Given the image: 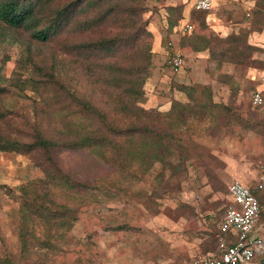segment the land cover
<instances>
[{
    "label": "rangeland",
    "instance_id": "obj_1",
    "mask_svg": "<svg viewBox=\"0 0 264 264\" xmlns=\"http://www.w3.org/2000/svg\"><path fill=\"white\" fill-rule=\"evenodd\" d=\"M173 1L177 3V0H145L144 19L152 36L151 17L159 14L164 4H174ZM182 1L192 4L194 0ZM215 4L221 3L216 0ZM226 4H241V0H226ZM254 4L248 17L243 13L238 30L228 35L246 36L249 29L255 31L247 37L253 51L246 63L217 61L210 58L207 51L195 52L207 53L206 64L211 68L222 63L227 64L231 72L212 70L208 72L206 84L194 82L187 86H208L212 102L226 109L213 110L212 119H207L203 108L196 109V120L188 123L182 147L171 153L164 165L155 163L145 172L127 166L128 172L119 173L83 151L57 153L64 172L88 186L84 194L56 191L53 197L57 204L76 213L77 219L69 231L46 240L44 229L32 225L39 242L29 238L26 247L21 245L19 187L42 178V173L30 156L0 149V264H195L214 250L218 225L229 205L228 184L231 180L249 178L252 181L264 163V106H251L250 93L254 86L247 79L251 69H264V62L254 57L253 45V37L264 30V0H254ZM169 11L170 22L175 26L171 28L170 23L167 24V35L182 19L178 12ZM219 11L221 8L216 12ZM214 12L212 10L211 15H215ZM221 14L224 16L225 12ZM192 16L199 30L204 32L208 28L204 21L206 14L192 11ZM226 19L228 21L229 17ZM176 35L177 39L168 38L163 45L171 40L182 53L183 49L193 53L190 47L180 48L183 36ZM210 35L225 38L217 33L191 34L194 38ZM9 36L0 39V85L9 89L3 97V105L9 111L6 123L2 124V132L6 135L13 134V126L25 127L29 120L32 121L36 115L32 102L44 116L40 109L49 104L47 98L52 96V92L43 88L40 94L30 90L14 91L13 84L30 76L31 68L25 60L28 51L34 60L48 58L50 52L49 46L40 49L32 44L28 48L29 39L25 34L17 37L10 33ZM11 37L14 42L10 41ZM71 46L52 44L58 53ZM153 47L154 36L149 79L156 68L165 70L164 65L168 67L166 59L165 62L156 59ZM182 74L189 78L191 69L187 68ZM179 80L177 75L164 73L158 89L152 90L168 99L170 107L174 100L187 103L189 98L181 90L186 85H181ZM195 98L198 102L206 100L199 94ZM146 99L145 109L167 112L145 107ZM52 116H56V112ZM52 122L59 127L58 117ZM261 222L264 223V218ZM262 258H254L248 264H260Z\"/></svg>",
    "mask_w": 264,
    "mask_h": 264
},
{
    "label": "trees",
    "instance_id": "obj_2",
    "mask_svg": "<svg viewBox=\"0 0 264 264\" xmlns=\"http://www.w3.org/2000/svg\"><path fill=\"white\" fill-rule=\"evenodd\" d=\"M170 10L181 19L182 7ZM146 12L145 0H0V39L10 33L25 34L28 48L49 46L50 52L48 58L36 60L29 51L25 55L30 76L13 84L14 91L40 94L43 88L52 96L40 109L44 116L32 102L36 115L25 127L13 126L12 135L2 132L9 115L3 97L9 89L0 85V149L30 156L42 173V178L19 187L23 247L29 238L40 240L32 225L44 229L46 240L73 227L76 213L54 201L56 191L87 193V185L60 167L59 151L86 152L119 173L128 172L127 166L145 172L155 163L164 165L182 147V136L188 123L196 120V109L203 108L207 119L213 118V110L226 109L212 102L208 86L198 85L181 87L189 101H172L166 113L143 107L153 44ZM174 26L171 21L169 27ZM253 32L225 38L186 35L180 47L207 51L217 61L244 64L253 51L247 39ZM53 43L72 46L58 53ZM198 94L205 102L196 101ZM56 117L59 127L52 122ZM257 196L264 204V195Z\"/></svg>",
    "mask_w": 264,
    "mask_h": 264
},
{
    "label": "crops",
    "instance_id": "obj_3",
    "mask_svg": "<svg viewBox=\"0 0 264 264\" xmlns=\"http://www.w3.org/2000/svg\"><path fill=\"white\" fill-rule=\"evenodd\" d=\"M221 4H215L216 0H213L212 8L208 12H203L206 14V18L204 19L205 25L208 27L204 32H201L199 30V24L197 21L193 20L194 17L192 16V11H195L193 9V3L188 4V2H183L182 0H177V3L173 1L174 4H164V6L160 9L159 14L154 15L151 17L150 20V30L153 33L154 36V53L156 55V59L160 62H165L166 56H167V50L166 45H163V41L167 40L168 38L174 37L177 39V33L180 29V27L185 23H190L193 25V30L191 32L195 33V35H201V34H209V33H217L220 36L226 37L232 32H235L238 30V26L240 23V19L244 13V15H247L251 12H253V9L255 7L254 0H241V4H226V0H219ZM176 3V4H175ZM182 7V19L179 23L180 25L173 29L170 35H167V24L170 22V8H176V7ZM218 8H221L222 11L225 12V15L223 16L220 12H216ZM212 10H214L215 15H211ZM208 14V15H207ZM250 15V14H249ZM226 16L229 17V20L227 21ZM169 21V22H168ZM179 34V33H178ZM189 34V35H191ZM171 41V40H169ZM253 45L255 46V54L254 57L264 62V30L253 37ZM181 48V47H180ZM183 56H184V65L181 69L174 71L169 66L165 70L161 68H156L153 71V74L149 81L147 82L145 86L146 90V102L145 107L147 108H157L161 111H168L170 108V102L168 99L162 98L158 95V92H153L152 89L155 88V90L158 89V83L161 80V76L165 74H174L177 75V77L180 79L178 82L182 85H189L190 83L194 82H201L203 84H206L208 82V72L219 71L221 73H227L231 72V70H228L227 64H216L211 68V65L209 66L207 61L209 60L207 53H195L191 52L189 49H183ZM185 68V69H184ZM191 69V74L189 78H186L182 73L186 69ZM169 70V71H168ZM264 75V69L257 70V69H251L247 74V79L249 82L252 83L254 86L252 90L255 89H262L264 91V87L260 84L259 80L260 77ZM153 85V88L150 89V85ZM157 88V89H156ZM259 180V172L254 175V178H252V181H250L249 178L244 180H238L244 183L245 185L250 186V190L253 191L258 183ZM234 180H231V182ZM230 182V183H231ZM229 183V184H230ZM228 184V185H229ZM228 197V203L231 204V199L227 193ZM215 248V241L214 246Z\"/></svg>",
    "mask_w": 264,
    "mask_h": 264
},
{
    "label": "built area",
    "instance_id": "obj_4",
    "mask_svg": "<svg viewBox=\"0 0 264 264\" xmlns=\"http://www.w3.org/2000/svg\"><path fill=\"white\" fill-rule=\"evenodd\" d=\"M212 4L213 0H194L193 9L208 12ZM192 31L193 25L185 23L178 33L186 36ZM166 50L168 66L174 71L181 69L184 65L181 50L172 41L167 43ZM259 82L264 87V75L260 77ZM250 104L253 108L264 104L262 89L251 91ZM227 193L231 204L227 206L218 225L215 248L195 264H248L254 258L264 256V223L261 222V214L264 217V204L257 196L258 193L264 195V163L259 168V180L253 191L241 181L234 180L227 186Z\"/></svg>",
    "mask_w": 264,
    "mask_h": 264
},
{
    "label": "water",
    "instance_id": "obj_5",
    "mask_svg": "<svg viewBox=\"0 0 264 264\" xmlns=\"http://www.w3.org/2000/svg\"><path fill=\"white\" fill-rule=\"evenodd\" d=\"M260 264H264V256H263Z\"/></svg>",
    "mask_w": 264,
    "mask_h": 264
}]
</instances>
